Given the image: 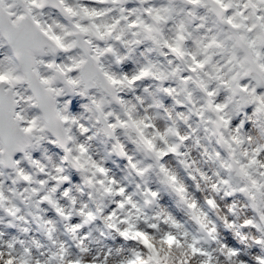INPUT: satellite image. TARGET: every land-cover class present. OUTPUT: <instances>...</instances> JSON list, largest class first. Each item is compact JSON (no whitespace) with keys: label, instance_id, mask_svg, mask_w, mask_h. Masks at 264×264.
<instances>
[{"label":"snow or ice","instance_id":"6c2138e0","mask_svg":"<svg viewBox=\"0 0 264 264\" xmlns=\"http://www.w3.org/2000/svg\"><path fill=\"white\" fill-rule=\"evenodd\" d=\"M0 264H264V0H0Z\"/></svg>","mask_w":264,"mask_h":264},{"label":"rangeland","instance_id":"374dc122","mask_svg":"<svg viewBox=\"0 0 264 264\" xmlns=\"http://www.w3.org/2000/svg\"><path fill=\"white\" fill-rule=\"evenodd\" d=\"M125 162L119 159H116L114 162H109L108 166L116 173L117 176L122 175L121 169L123 168V164ZM168 198L165 197V202H167Z\"/></svg>","mask_w":264,"mask_h":264}]
</instances>
